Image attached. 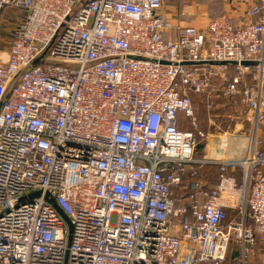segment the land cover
Instances as JSON below:
<instances>
[{
  "label": "built area",
  "instance_id": "built-area-1",
  "mask_svg": "<svg viewBox=\"0 0 264 264\" xmlns=\"http://www.w3.org/2000/svg\"><path fill=\"white\" fill-rule=\"evenodd\" d=\"M169 1L0 0V264H264V0L203 28ZM194 94L240 106L238 157Z\"/></svg>",
  "mask_w": 264,
  "mask_h": 264
},
{
  "label": "rangeland",
  "instance_id": "rangeland-1",
  "mask_svg": "<svg viewBox=\"0 0 264 264\" xmlns=\"http://www.w3.org/2000/svg\"><path fill=\"white\" fill-rule=\"evenodd\" d=\"M257 0H170L166 4V9L172 18L177 19L181 23L191 24L196 27L203 28L206 26L209 19L217 14H228L230 16H238L243 14ZM16 12V13H15ZM22 11L10 8L4 11L2 24L10 27L13 21H9L8 16L16 15L20 18ZM18 19H15L17 22ZM14 22V23H15ZM5 34L0 32V39L5 38ZM193 105L196 110V125L198 129L214 134L218 130L233 131V139L230 145L235 150L231 154V158H236L240 155L242 146L244 145L249 133L250 125L247 122H242L240 115V106L228 100H219L216 108L212 111H207L203 106L204 97L200 94H194L192 97ZM242 122V127L240 123ZM182 127H187L182 122ZM220 128V129H218ZM214 142H210L212 145ZM205 145V144H203ZM239 153V154H237ZM238 155V156H237ZM216 166L201 167L198 169L197 177L202 181H209L216 174ZM237 175L238 172H236ZM188 182L193 176H188ZM209 179V180H208ZM263 252L259 250L253 260L254 264H260L262 261ZM224 264H236L232 258H227Z\"/></svg>",
  "mask_w": 264,
  "mask_h": 264
},
{
  "label": "crops",
  "instance_id": "crops-1",
  "mask_svg": "<svg viewBox=\"0 0 264 264\" xmlns=\"http://www.w3.org/2000/svg\"><path fill=\"white\" fill-rule=\"evenodd\" d=\"M241 15H242V14H241ZM232 17H233L234 20H238L237 18H239L240 15H238V16H232ZM183 120H184V124L187 125V127H184V128H190L191 125L188 123L187 120H185L184 117L181 118V126H183V125H182ZM196 156L199 158V157L201 156V152H200V151H197V152H196ZM207 166H210V167H211V166H216V168H217V165H216V164H209V165H206V166H203V167H207ZM199 168H201V167H199ZM199 168H198V169H199ZM198 169H197V174H198ZM216 172H217V171H216ZM197 174H196V178H198V177H197ZM198 179H199V178H198ZM208 180H209V179H208ZM215 180H216V174H215L214 178L210 179L209 181H203V182L205 183L206 186H209V185H212V184L215 182Z\"/></svg>",
  "mask_w": 264,
  "mask_h": 264
},
{
  "label": "trees",
  "instance_id": "trees-1",
  "mask_svg": "<svg viewBox=\"0 0 264 264\" xmlns=\"http://www.w3.org/2000/svg\"><path fill=\"white\" fill-rule=\"evenodd\" d=\"M9 9V8H8ZM11 10H13L12 8H10ZM4 14V13H3ZM218 15H221V14H217V15H214V16H212L210 19H212V18H214V17H216V16H218ZM209 19V20H210ZM203 141L202 140H200L199 142H198V144H197V146H196V150L197 151H200L201 152V150H202V147H203Z\"/></svg>",
  "mask_w": 264,
  "mask_h": 264
},
{
  "label": "water",
  "instance_id": "water-1",
  "mask_svg": "<svg viewBox=\"0 0 264 264\" xmlns=\"http://www.w3.org/2000/svg\"><path fill=\"white\" fill-rule=\"evenodd\" d=\"M55 37V36H54ZM54 39V38H53ZM53 39H52V41H53ZM52 41H51V43H52ZM51 43L48 45V47H46L43 51H42V53L37 57V58H35L33 61H32V63L30 64V65H32L35 61H37L40 57H42L45 53H46V51H47V49L49 48V46L51 45ZM0 107H1V104H0Z\"/></svg>",
  "mask_w": 264,
  "mask_h": 264
}]
</instances>
